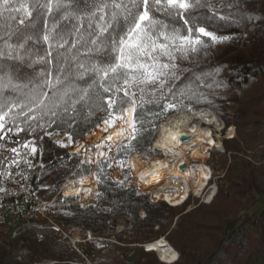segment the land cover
I'll return each instance as SVG.
<instances>
[{"label":"snow or ice","instance_id":"1","mask_svg":"<svg viewBox=\"0 0 264 264\" xmlns=\"http://www.w3.org/2000/svg\"><path fill=\"white\" fill-rule=\"evenodd\" d=\"M225 7L234 6L222 0H0L5 20L0 24V149L10 153L0 154V185L13 180L24 187L20 181L28 177L21 164L33 167V159L45 150L44 137L62 135L66 141L55 143L72 146L81 123L106 134L80 145L75 154L79 157L82 149L85 158L69 179L83 186L84 173L99 185L110 179L107 169L136 167L126 158L141 153L166 114L183 110L207 119L198 106L214 107V102L202 91L207 85L192 65L231 38L208 30L213 18L225 19ZM206 135L212 144V133ZM160 147L170 150L167 143ZM149 177H160L157 187L165 178L154 170L141 180ZM127 179L125 172L115 183L123 187ZM92 187L69 191L90 193ZM6 192L0 186V193ZM95 194L101 195L99 190Z\"/></svg>","mask_w":264,"mask_h":264},{"label":"trees","instance_id":"2","mask_svg":"<svg viewBox=\"0 0 264 264\" xmlns=\"http://www.w3.org/2000/svg\"><path fill=\"white\" fill-rule=\"evenodd\" d=\"M220 2L217 0V3ZM222 2L234 7L221 9L225 19L213 18V26L208 30L231 38L201 54L198 62L192 65V71L207 85L202 91L214 102V107L200 105L198 109L205 107L223 115L232 101L236 103V135L224 140L225 150L220 153V160L223 165L227 159L240 164V173L234 180L219 181L209 203H201L175 220L173 213L162 206L177 207L173 206L174 203L154 200L157 205H153L145 194H137L132 186L125 188L110 182L97 185L94 180L93 192L98 188L101 193L96 201L105 207L98 209L94 204H71V215L62 217L58 222L88 229L105 241L114 237L118 241L113 245L116 248V264L120 261L124 264H243L251 252L264 253V207L257 214L237 215L248 198L264 194V159L255 166L251 160L240 155L241 150L264 147V0ZM4 23V18H0V24ZM88 125L80 124L77 139L84 136ZM93 129L95 126L88 131ZM150 143H144L142 150ZM43 144V155L38 153V156L44 168L40 167L32 176L33 192L37 183L40 186L51 185L54 194L52 203H56L64 198L59 193L55 195L56 191L70 173L78 171L76 166L80 158L65 155L64 148L54 143L52 137H44ZM70 183L68 180L65 186ZM65 186L61 189L63 194L66 193ZM20 201L27 203L31 209L39 206L37 200L0 198L2 221L6 222L5 215ZM140 209L145 213L142 218L138 215ZM129 215L133 218L129 227L116 231V219ZM160 232H167L166 238L182 260L164 263L155 257V251H143V245L155 240ZM17 237V232L1 233L0 264H79L78 256L62 258L38 248L35 243L25 245L29 254L26 261H17L13 259ZM203 244L207 248L202 253L192 252ZM137 250L142 251L144 260L130 261Z\"/></svg>","mask_w":264,"mask_h":264},{"label":"rangeland","instance_id":"3","mask_svg":"<svg viewBox=\"0 0 264 264\" xmlns=\"http://www.w3.org/2000/svg\"><path fill=\"white\" fill-rule=\"evenodd\" d=\"M235 107H236V103L232 101L227 107L226 113H224L223 115L217 114L212 109L204 107V110L211 113L212 118H214V122L209 125V128L211 129L213 135L214 142L212 146L208 148L209 157L206 159L207 163L210 165V168L212 169V179L209 182V185L204 189V191L200 195H196L195 197H192L190 199L189 205L179 206L181 205L183 200L179 203V205H175L177 207L162 205L164 209L173 213L174 215L173 220H175L179 215L185 214L191 211L192 209L196 208L201 203H209L217 191L219 181L227 182L228 180H234L237 178V175L240 173L241 170L240 164L234 163L233 161H229V159H227V162L223 165L220 160V153H222L225 150L224 140L231 139L236 135L235 121H234ZM183 113L184 115H189L190 120L192 122H197L200 126H205V124H203L202 122L203 120L196 118L194 115L188 114L183 110L173 111L169 114H166L163 120L166 119L169 115L172 114L178 115ZM160 122L161 121L157 122V129ZM93 126L94 124H89L87 131L90 128H93ZM93 130L94 131L93 132L91 131L88 136L90 143L95 141V137L102 132L98 128H95ZM156 134L157 131L152 136V141L155 139ZM52 141L53 142L55 141L54 136H52ZM218 141L220 142V147L217 146ZM149 145H146L145 148L139 154L150 155L153 156L154 158V154H156L155 150L151 149ZM70 148L75 151L74 153H76L77 150L80 149L77 148L75 144L70 146ZM203 152L204 150L202 151V153ZM229 153L230 151L227 152V154ZM0 154L4 156H8L10 153L5 148V149H0ZM240 155L251 160L255 166H258L259 163H261L264 159V147L253 150H241ZM79 158L81 160V156H79ZM205 158H206V153L203 154V158L201 160L203 163ZM41 163L42 162L40 161L39 156L37 154V156L33 159L32 168H28L27 165L24 164H22V168L26 173L33 176L35 172L40 169ZM136 163L137 164H136L135 172L137 170L138 165L140 163H145V162L143 161L142 158H138ZM75 169L73 171H75ZM92 169L93 171L96 170L95 167L93 166ZM114 170L116 171V169ZM71 174L72 173H70L66 177L61 188L58 191H56L55 195L59 193V195L64 197L59 201H57L56 203H52L54 194L52 195L51 185L45 184L48 187L43 188L42 186L39 185V183H37L35 185V191H34L36 200L39 201V206L37 208L31 209L28 207L27 203L25 202L23 203L22 201H20L19 204L13 205L9 209V212L5 215L6 222L2 221L0 218V237H1V233L7 235L9 231L17 232L18 234L17 237L18 242L14 246L13 259L24 263L26 259L29 257V254L26 252L25 245L27 243H35L38 246V248L46 250L47 252L53 255H58L62 258H67L70 256H78L79 264H116L117 262L116 261L117 256L115 255L116 248L113 245L118 243V241L115 240L114 237H111L107 239V241H105L103 239H100L96 233L88 229H83L81 227H76V226L62 225L58 222V220L62 219V217L71 215V209H70L71 204H79L80 206L94 204L95 207L98 209H102L103 207H105L103 204L98 203L96 201L97 196L95 193L98 190V188L93 192V187H92V194H90L89 196H84L81 193L76 194L74 193V190L69 191V188H73V189L81 188L88 186L89 184L94 186V179L90 174L88 175L86 174L88 176V179L85 181V185L83 186L80 185L79 183H76L75 185L70 183L67 186H65L68 180L70 181L69 177L72 176ZM76 178L78 177H75V179ZM135 181L137 180L135 179ZM107 182L115 183L112 182L111 180H108ZM156 185L157 184H154L155 192L159 196H161V194L158 193L159 187H157ZM39 186L41 188L38 189ZM64 186H65V191L68 192L67 196L63 194V192H61V189ZM209 186L212 187L209 188ZM208 191L214 192L210 200L204 199V195ZM151 193L154 196L156 195L153 192ZM263 207H264V194L262 195L254 194L253 196L248 198V200H246L244 207H241L238 210L237 215L241 217L244 213L257 214ZM138 215L139 218H142L145 215V213L142 209H140L138 211ZM28 221H33V223H30ZM132 221H133L132 215H129L126 218L119 217L115 221L116 222L115 230L116 231L126 230L129 227V225L132 223ZM166 234L167 232L166 233L160 232L158 234V237L162 236L167 241V243L172 248H174L166 238ZM151 242L146 243L147 250H153L149 247ZM206 248L207 245L203 244L197 247V249L192 250V252L202 253ZM174 250L176 249L174 248ZM143 251H146L144 247H143ZM154 255L160 261L157 253L154 252ZM136 259H141V261L144 260V254H142V251L137 250L131 256L130 261H135ZM177 259L178 260L176 261L182 260V258H180L179 256V252ZM119 264H124V263L120 261ZM243 264H264V253L251 252Z\"/></svg>","mask_w":264,"mask_h":264},{"label":"bare ground","instance_id":"4","mask_svg":"<svg viewBox=\"0 0 264 264\" xmlns=\"http://www.w3.org/2000/svg\"><path fill=\"white\" fill-rule=\"evenodd\" d=\"M206 113L209 114L207 119L199 118L203 120L202 122L205 126H200L197 122H192L190 116L184 115V113L169 115L166 119L160 122L154 141V146L159 147L162 150L163 156H154V158L159 157L157 159H154L153 157H138L136 154L132 156L130 164L135 163L136 165L138 158H142L145 162L138 165L136 172V167L133 168V177L139 184L144 182L141 180V176L144 173H151L154 170H158L160 173L164 174L165 178L162 180L158 189V193H160L162 197H160L154 189V184H157L160 177H149L147 178V182H144L145 185H151L150 192L155 193V196L159 197L155 198L151 193L153 200L163 202L167 200L170 203H174L175 206V204H177L176 201L180 202L185 197H188V195H200L204 190L206 186L204 177L207 175L209 178L211 173V169L205 162L209 157L208 148L213 144L208 143V137L206 135L207 132H211V129L209 128L210 124L207 120L213 118L211 113L208 111H206ZM193 128H195V131H193ZM91 131L93 132L94 130ZM91 131H88L83 139H78V143L75 144L77 148H80V145L86 146L91 144L88 138ZM104 135L106 134L103 132L99 133L95 137V141L98 142V138H101ZM173 135L177 136L178 141L171 140V136ZM183 135L185 138L190 137V139H182ZM163 137H167V140L162 139ZM211 138L213 140V135ZM165 143L168 144L170 149L167 152H165L163 147H160ZM217 146L220 147L219 141L217 142ZM203 150L204 152L202 153ZM205 153L206 158L204 159V164L201 160ZM156 161H159L160 164L167 165V167L161 168L160 165L155 163ZM181 161H183V164H181ZM193 164L196 165L195 169L192 167ZM180 168H183V171H179L178 169ZM113 171L115 170L113 169ZM167 177H177L178 179H168ZM163 188H170L171 191H163ZM209 191L204 195V199L210 200L213 196L214 192ZM185 193H187V195H185ZM81 194L89 196L92 194V191L90 193L82 192ZM181 197L184 198L181 199ZM150 245H158V247L151 249L156 251L160 261L164 263H173L178 260V252L174 250V248H172L162 236L156 238L150 243ZM173 254L175 255V259L172 258Z\"/></svg>","mask_w":264,"mask_h":264},{"label":"built area","instance_id":"5","mask_svg":"<svg viewBox=\"0 0 264 264\" xmlns=\"http://www.w3.org/2000/svg\"><path fill=\"white\" fill-rule=\"evenodd\" d=\"M86 133H87V131L84 133V136L86 135ZM54 137H55V141L61 140V139H64L66 141V137H63L62 135H56V136L54 135ZM83 137L80 138V139H83ZM154 141H155V139L151 142V144L149 146H150L151 149H154L155 150L158 147H155L154 146ZM69 148H70V146L64 147V154L65 155H75L76 153H71L70 150H69ZM92 151L94 152L95 149L93 148ZM81 152H82V150H81ZM155 153L156 154H154V156H156V155L163 156L162 150L160 148H159L158 151L155 150ZM134 154H136L138 157H149V158L150 157H153V156L146 155V154L132 153L131 155H129L126 158L128 164H130L131 158H132V156ZM80 156H81V160L85 158L83 153ZM206 163H207V160H206ZM207 165L210 168V165L208 163H207ZM92 166L95 167V165H92ZM21 169L24 171V169L22 168V164H21ZM21 169H16V171H20ZM113 169H116V171H113ZM107 172L110 175V179L109 180H111L112 182H115L118 179H121V180L124 179V174H125V172H127L128 173V179L125 180L124 187L127 188V186L128 187L133 186V188H134V190H135V192L137 194H145V195H147L148 201L151 204H153V205H157V203L152 199V196H151V192H150V186L151 185H149V186L148 185H145L144 182H142V184H139L137 181H135V179L133 177V168H126V169H123L122 170L121 168L114 166L112 169H107ZM25 174L28 177L27 181H20V183L23 184L24 187H20L13 180H8L6 183L0 185V186L5 187L8 190V192H6V193H0V198H5V199L6 198H14V199H21L23 201H27L29 199L36 200V197L33 194L34 192H33L32 175H30V174H28L26 172H25ZM211 179H212V169H211L210 177L206 181L205 188L209 185V182L211 181ZM211 187L212 186H209V188H211ZM192 197H195V195H188V197H186L185 199H183L182 204L179 205V206L189 205V201H190V199ZM167 206H169V205H167ZM145 245L146 244L143 245V247L145 248V250L146 251H150V250H147V248H146Z\"/></svg>","mask_w":264,"mask_h":264},{"label":"water","instance_id":"6","mask_svg":"<svg viewBox=\"0 0 264 264\" xmlns=\"http://www.w3.org/2000/svg\"><path fill=\"white\" fill-rule=\"evenodd\" d=\"M182 138H185V136L183 135ZM156 252V251H155ZM158 255V254H157ZM159 257V256H158Z\"/></svg>","mask_w":264,"mask_h":264}]
</instances>
